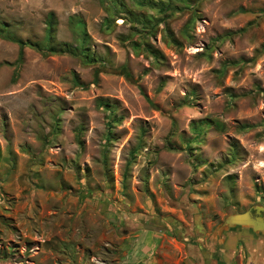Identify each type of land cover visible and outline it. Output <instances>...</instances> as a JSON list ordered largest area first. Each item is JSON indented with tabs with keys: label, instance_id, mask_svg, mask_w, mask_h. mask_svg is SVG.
<instances>
[{
	"label": "rangeland",
	"instance_id": "1",
	"mask_svg": "<svg viewBox=\"0 0 264 264\" xmlns=\"http://www.w3.org/2000/svg\"><path fill=\"white\" fill-rule=\"evenodd\" d=\"M0 30V264H124L139 232L264 264L214 232L264 206V0H0Z\"/></svg>",
	"mask_w": 264,
	"mask_h": 264
},
{
	"label": "crops",
	"instance_id": "2",
	"mask_svg": "<svg viewBox=\"0 0 264 264\" xmlns=\"http://www.w3.org/2000/svg\"><path fill=\"white\" fill-rule=\"evenodd\" d=\"M257 234V233H256ZM259 235V234H258ZM132 240L125 241L123 243L124 251V264H222L221 258V248L213 247L212 255H208L207 250L201 249L202 245L197 243H191L188 245L184 255L171 254L170 257L165 253L164 250L158 251L157 248V239L147 233H138L132 235ZM217 239L221 237L217 236ZM247 240L252 247L253 243L258 242V244L263 243L264 239H261L259 236L248 235ZM223 239H221V244ZM176 247V245H174ZM212 245H209L211 248ZM251 249V248H249ZM159 259H158V258ZM163 259L162 260H160ZM263 260V259H262Z\"/></svg>",
	"mask_w": 264,
	"mask_h": 264
},
{
	"label": "water",
	"instance_id": "3",
	"mask_svg": "<svg viewBox=\"0 0 264 264\" xmlns=\"http://www.w3.org/2000/svg\"><path fill=\"white\" fill-rule=\"evenodd\" d=\"M251 209L253 213L246 210L241 213L230 214L214 232L220 233L234 226H245L253 233L264 235V206L255 205Z\"/></svg>",
	"mask_w": 264,
	"mask_h": 264
},
{
	"label": "trees",
	"instance_id": "4",
	"mask_svg": "<svg viewBox=\"0 0 264 264\" xmlns=\"http://www.w3.org/2000/svg\"><path fill=\"white\" fill-rule=\"evenodd\" d=\"M0 33L2 34V36L4 37V38H6V39H10L8 36H7V34L6 33H2V31L0 30ZM16 43L18 44V47H19V55H20V53H21V49H22V47L23 46H25V45H28V46H30V47H33L34 49H36V50H42V48H40L36 43H33V42H31V41H28V40H25V41H22V40H16ZM61 45H63V44H61ZM64 46V45H63ZM48 50H50L49 48H48ZM99 102H103V101H101V99H98V103ZM105 103H106V101H104Z\"/></svg>",
	"mask_w": 264,
	"mask_h": 264
},
{
	"label": "flooded vegetation",
	"instance_id": "5",
	"mask_svg": "<svg viewBox=\"0 0 264 264\" xmlns=\"http://www.w3.org/2000/svg\"><path fill=\"white\" fill-rule=\"evenodd\" d=\"M250 211L253 213V210L252 209H250ZM235 229V228H240V229H242V228H247V227H245V226H234V227H232V229ZM249 229V228H248ZM257 234H259V233H257Z\"/></svg>",
	"mask_w": 264,
	"mask_h": 264
}]
</instances>
